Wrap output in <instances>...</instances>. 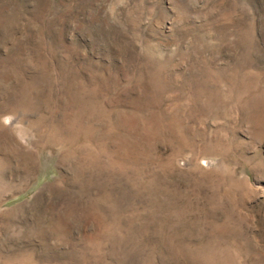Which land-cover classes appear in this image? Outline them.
<instances>
[{"label":"rangeland","instance_id":"1","mask_svg":"<svg viewBox=\"0 0 264 264\" xmlns=\"http://www.w3.org/2000/svg\"><path fill=\"white\" fill-rule=\"evenodd\" d=\"M0 264H264V0H0Z\"/></svg>","mask_w":264,"mask_h":264}]
</instances>
